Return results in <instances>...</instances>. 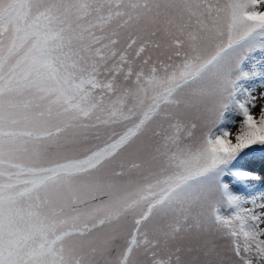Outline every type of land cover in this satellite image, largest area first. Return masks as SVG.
I'll return each instance as SVG.
<instances>
[{"label":"snow or ice","instance_id":"obj_1","mask_svg":"<svg viewBox=\"0 0 264 264\" xmlns=\"http://www.w3.org/2000/svg\"><path fill=\"white\" fill-rule=\"evenodd\" d=\"M0 264H264V0H0Z\"/></svg>","mask_w":264,"mask_h":264}]
</instances>
